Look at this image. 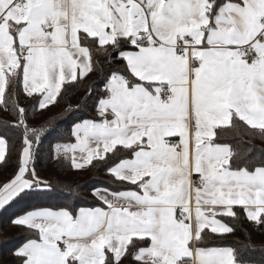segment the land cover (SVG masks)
I'll return each instance as SVG.
<instances>
[{
    "label": "snow or ice",
    "instance_id": "6c2138e0",
    "mask_svg": "<svg viewBox=\"0 0 264 264\" xmlns=\"http://www.w3.org/2000/svg\"><path fill=\"white\" fill-rule=\"evenodd\" d=\"M81 85L91 114L66 136L28 123L21 97L42 113ZM0 110L22 130L0 133V209L31 202L16 264H264L224 222L264 229V0H0ZM49 137L52 159L105 170L95 203L39 177Z\"/></svg>",
    "mask_w": 264,
    "mask_h": 264
},
{
    "label": "trees",
    "instance_id": "16d2710c",
    "mask_svg": "<svg viewBox=\"0 0 264 264\" xmlns=\"http://www.w3.org/2000/svg\"><path fill=\"white\" fill-rule=\"evenodd\" d=\"M102 67L107 68L108 65L104 64ZM101 84L100 73H96L91 80L86 82L87 86H94L97 91ZM86 85L69 89L64 93V98L60 100L59 104L51 106L50 110H45L42 113L31 107L33 101L30 98L24 99L21 97L23 105L28 107V123L32 127L43 126L45 128L55 125L57 133L66 136L76 117L87 118L91 114L92 100H85ZM77 105L80 107L73 115L72 110H75ZM69 106H71V109ZM12 121L13 117L10 113L0 110V133L7 131L8 137L18 147L22 130L6 129L5 127ZM52 143L53 137H49L40 146L34 162V167L39 177L56 185L58 191L65 190L67 186L77 189L78 195L73 197L75 201L85 202L87 206L95 203L91 198V190L94 186L102 187L104 182L108 180L105 170L102 168H89L87 171H77L72 169L67 162L61 164L50 156V145ZM250 143L257 149L264 148V140L260 138L252 139ZM16 160L17 156L14 151L6 166L0 164V184L6 183L12 177L16 170ZM30 206L31 202H21L20 204H14L10 208L6 206L7 210H0V264H16L13 253L16 248L26 241L28 233L24 229L15 226L12 221L16 216L30 209ZM236 210L238 218H226V222L230 226H235L236 235H229L227 239L233 242H248L250 237L251 242L257 248L255 259L259 261L264 257V253L259 250L264 246V229L254 227L239 208Z\"/></svg>",
    "mask_w": 264,
    "mask_h": 264
},
{
    "label": "crops",
    "instance_id": "0c3cea01",
    "mask_svg": "<svg viewBox=\"0 0 264 264\" xmlns=\"http://www.w3.org/2000/svg\"><path fill=\"white\" fill-rule=\"evenodd\" d=\"M42 179V178H41ZM1 210V209H0ZM224 222H226V219H225V221ZM227 223V222H226Z\"/></svg>",
    "mask_w": 264,
    "mask_h": 264
}]
</instances>
